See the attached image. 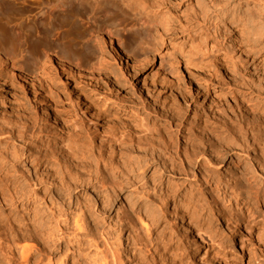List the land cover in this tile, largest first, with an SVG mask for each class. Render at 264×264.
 <instances>
[{"label":"rangeland","instance_id":"374dc122","mask_svg":"<svg viewBox=\"0 0 264 264\" xmlns=\"http://www.w3.org/2000/svg\"><path fill=\"white\" fill-rule=\"evenodd\" d=\"M39 1L40 4L28 0H0V32L13 41L12 45H6L11 51L17 53L14 41L16 33L32 37L29 47L36 54L43 50L34 39L36 30L43 28L45 31L50 29L51 34L57 33V14L53 13L49 19L46 0ZM238 4L233 2L234 11H237ZM246 5L249 3H245L243 10L248 8ZM90 8L95 10V14L104 10L108 13L98 18L92 14L95 18L91 15L90 25L84 31L83 50L79 58L88 77L79 79L65 76L66 73L57 64L43 61L34 71V79H38L35 80L34 88L23 83L17 72L5 66L0 67V125L8 129L2 121L23 115V111H26L46 131L44 140L57 155H62L61 152L66 148L65 139L73 126L81 129V142L89 143L91 138L96 148L101 145L105 148L113 146L109 135L107 137L113 127L119 131L125 128L127 130L123 131L135 138L149 134L151 128L155 131L168 128L166 136L176 142L180 138L179 134L176 135L177 125L190 122L194 115L201 117L200 122L217 119L220 123H227L231 125L230 131H235L240 121L252 127L254 133L264 130V106L260 109L263 110V117L251 110V105L258 102V96L253 90L264 94V63L246 59L238 47L231 45L226 35V16L212 8L211 0H87L82 12L89 13ZM124 22L125 25L134 26L129 34H121ZM102 27L110 29L115 36L120 35L122 43L92 33V29ZM122 52L125 55H141L140 59L144 61L130 60L127 63ZM26 56V65L33 68L36 58L28 54ZM16 57L20 61L24 59L19 54ZM90 78L92 82L88 83L87 79ZM50 91H53L50 94L52 97L47 95ZM46 106L52 114L57 113L61 117V122L54 124L51 118L44 117L43 108ZM151 109L153 111H149ZM171 109L180 113L175 122L167 126L165 117L169 116ZM201 127L196 128L198 134L207 138ZM216 129L218 132L215 138H219V141L230 139L222 126ZM253 143L249 141L246 152H239L240 155L235 152L224 153L220 159L223 161L212 162L213 167L210 169L204 163V173L207 174L208 170V175H212L216 181L220 180L221 187L231 184L227 183L231 182V176L243 173V169L250 167L255 157H258ZM136 148L142 151L148 149V146L137 145ZM210 151L207 149L208 155L212 156ZM125 157L114 155L113 160L123 162ZM198 173L199 170L194 169L190 177L177 176L174 181L186 184L193 180L192 174H197L198 178ZM164 179L167 182L169 176L165 175ZM212 189H215V184ZM204 192L211 197L209 190ZM84 194L82 192L81 196ZM236 195L229 193L227 202L222 201L218 207L211 203L212 208L209 211L203 210L204 215L201 217L203 213L200 206L205 202L195 190L189 192L187 198L195 201L194 209L198 217H201L194 221L188 217L182 218L183 212L191 208L186 204L187 198L175 207L172 202L173 205L167 203L162 207L146 203L141 209L142 213L163 211L168 216L152 221L138 211L132 224L115 219L112 221L114 227L109 242L121 245L123 264H206L197 258V241L209 253L217 245L225 249L226 255L234 259L230 264H264V211L258 196L251 194L236 204ZM130 203L128 199L118 204L117 211H126ZM8 213L0 208L1 215L6 216ZM68 226L67 234L72 236L75 233L72 221ZM186 226H191L194 232L199 231L198 237L201 239L187 234ZM233 233L236 236L230 240ZM136 236L142 237L140 240L144 241L147 238L149 248L139 249L137 245H132L137 240H134ZM97 240L101 244L98 252L104 250L106 253L101 238ZM84 241L87 239L84 238ZM85 247L83 252L87 256L84 255V258L89 259L88 263L91 259L102 258L103 255L96 253L93 247ZM70 249L72 245H65L63 252ZM222 250L216 249L215 257L206 260L211 259L214 264H219L223 261ZM61 255H57L54 260L58 262ZM74 262L77 263V258L69 263L65 260L64 264Z\"/></svg>","mask_w":264,"mask_h":264},{"label":"bare ground","instance_id":"6f19581e","mask_svg":"<svg viewBox=\"0 0 264 264\" xmlns=\"http://www.w3.org/2000/svg\"><path fill=\"white\" fill-rule=\"evenodd\" d=\"M28 1L40 4L39 0ZM86 1H45L49 8L48 18L53 13L58 16L55 25L58 31L56 34H51L50 29L45 31L43 28H38L36 30L34 39L43 49L39 54L29 47L32 37L16 33L14 41L17 44V53H15L6 47V45H12L13 41L0 32V67L5 66L12 72H17V76L23 83L34 88L38 79H34L36 76L34 77L33 74L36 67L43 61L57 64L66 73L65 76H75L79 79L88 77L85 75L86 70L79 56L83 50L84 31L86 26L90 25L91 15L96 12L92 8L89 13L82 12ZM233 2L239 3L237 11L232 9ZM211 3L215 11L222 12L226 16V35L231 45L238 47L246 59L264 63V0H211ZM219 3H222V7ZM245 3L249 5H246L248 8L243 10ZM107 13L104 10L95 14V17L107 16ZM133 27L130 24L125 25L124 22L121 34H129ZM92 33L110 37V39L114 38L118 43H122L120 35L115 36L106 27L92 29ZM17 54L24 59L18 60ZM27 54L36 58L37 62L33 68L26 65L25 56ZM123 55L127 63L130 60L144 61L140 59L141 55ZM87 81L92 82L91 78ZM253 91L258 96V102L251 105V110L254 114L259 113L263 117V110L260 109L264 106V94L259 90ZM52 92L50 91L47 95L50 97ZM43 112L44 117L51 118L54 124L61 122V117L57 113L52 114L48 106L43 108ZM179 113L171 109L169 116L165 117L167 126L175 122ZM200 118L199 115H194L190 118V122L179 123L176 135L179 134L180 138L176 139V142L172 137L166 136L168 128L156 131L151 128V131H148L149 134L135 138L136 136L126 134L123 131L125 128L119 131L117 127H113L107 134L109 141L113 143V146H109L110 148H105L103 145L96 148L97 146L95 147L90 141L91 138L89 143L81 142L82 131L79 127L73 126L70 132L68 131L67 140L65 139L66 148L60 149V151L63 150L62 155L51 151L49 143L43 137L46 131L40 123L34 122L26 111H23V115L2 121L3 125L7 124L8 129L0 125V208L9 213L6 216L0 214V264H64L65 260L69 263L74 258H77V263L71 264H123L120 253L121 245L109 242L113 234L112 221L116 219L118 222L128 221L132 224L135 222L138 211L144 218L152 221L157 218L164 219L168 215L165 212L162 213L163 211H154L152 214L142 213L143 205L151 203L162 207L172 202L174 205L171 204L175 207L179 202H185L188 193L193 190L205 202L200 206L202 213L203 210L209 211L212 208L211 203L218 207L222 201L225 202L231 192L237 193L234 197L236 204L251 194L257 195L262 211H264V130L257 131L260 134L254 133L255 130L252 127L240 121L238 128H234L235 131L232 130V132L229 129L231 125L227 123H220L217 119H213L212 122L208 120L200 122ZM218 126H222L223 130L228 133L230 141L221 142L219 138H215ZM197 127H201L208 137L202 138L197 132ZM247 141L254 142L258 157H255L250 167L243 169V173L231 176V182H227L231 184L221 187L219 179L216 181L217 179L212 175H208V170H206L207 174L204 173V168H206L203 167L204 163L208 166L207 169H210L213 167L212 162L220 160L224 153L246 152ZM137 145H143V147L146 145L148 149L140 151V148H136ZM205 147L211 149L213 157L208 155ZM156 152L159 154L157 155ZM114 155H125L126 159L124 158L123 162H116L113 160ZM194 169L199 170L198 178L197 174H192L193 180L186 184L174 181L177 176L190 177ZM165 175L169 176L167 182L164 179ZM214 184L215 189L210 190ZM205 190H209L210 198L204 192ZM82 192L86 194L81 196ZM128 199L131 203L127 210L119 213L116 206ZM186 202L191 208L183 212L182 218L188 217L194 221L200 216L203 217L204 213L198 217L194 209L195 201L187 198ZM71 221L75 233L69 236L67 230ZM185 228L186 233L191 234V237L196 239L199 236L200 232H194L191 226ZM232 236L230 240H233L236 235L233 233ZM84 238L87 241H84ZM98 238H101L106 253L104 250L98 252L99 245H101ZM140 238L136 236L134 240H137L132 245H137L139 249H148V239L144 241ZM198 238L201 239V237ZM65 245H72V249L63 252ZM85 246L93 247L96 253L103 255L102 258H90V263H88L89 259L84 258ZM216 249L222 250V247L217 245L209 253L203 250L200 242L197 241V258L206 264H214L211 259L215 257ZM59 254L62 255L57 262L54 259ZM208 257L211 258L210 261L206 260ZM222 258L223 261L219 264H230L229 262L234 260L225 252Z\"/></svg>","mask_w":264,"mask_h":264}]
</instances>
